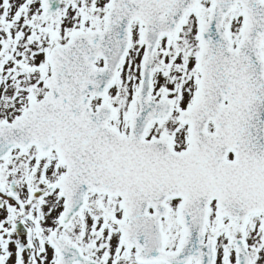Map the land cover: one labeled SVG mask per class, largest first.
Returning a JSON list of instances; mask_svg holds the SVG:
<instances>
[{"label": "snow or ice", "instance_id": "snow-or-ice-1", "mask_svg": "<svg viewBox=\"0 0 264 264\" xmlns=\"http://www.w3.org/2000/svg\"><path fill=\"white\" fill-rule=\"evenodd\" d=\"M0 264H264V0H0Z\"/></svg>", "mask_w": 264, "mask_h": 264}]
</instances>
